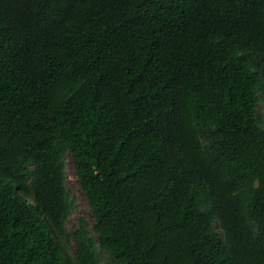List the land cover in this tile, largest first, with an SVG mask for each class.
Instances as JSON below:
<instances>
[{
  "label": "trees",
  "instance_id": "trees-1",
  "mask_svg": "<svg viewBox=\"0 0 264 264\" xmlns=\"http://www.w3.org/2000/svg\"><path fill=\"white\" fill-rule=\"evenodd\" d=\"M261 101L264 0H0V264H264Z\"/></svg>",
  "mask_w": 264,
  "mask_h": 264
},
{
  "label": "rangeland",
  "instance_id": "rangeland-1",
  "mask_svg": "<svg viewBox=\"0 0 264 264\" xmlns=\"http://www.w3.org/2000/svg\"><path fill=\"white\" fill-rule=\"evenodd\" d=\"M259 111L264 115V101H261ZM66 169L68 172L67 185L70 190V196L74 200V209L66 222V235L63 237L64 243L71 249H75V241L72 237L73 226L76 224L80 217H88L93 219L88 199L82 190L79 180L76 176L74 163L72 157L69 156L66 160Z\"/></svg>",
  "mask_w": 264,
  "mask_h": 264
}]
</instances>
